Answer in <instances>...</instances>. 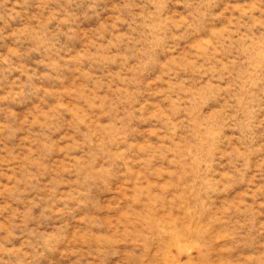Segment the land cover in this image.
Here are the masks:
<instances>
[{
  "label": "rangeland",
  "instance_id": "obj_1",
  "mask_svg": "<svg viewBox=\"0 0 264 264\" xmlns=\"http://www.w3.org/2000/svg\"><path fill=\"white\" fill-rule=\"evenodd\" d=\"M0 264H264V0H0Z\"/></svg>",
  "mask_w": 264,
  "mask_h": 264
}]
</instances>
